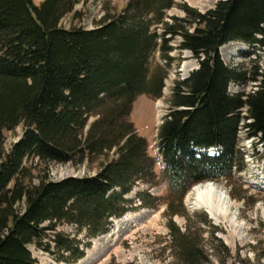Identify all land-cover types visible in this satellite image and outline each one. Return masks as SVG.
I'll use <instances>...</instances> for the list:
<instances>
[{
    "label": "trees",
    "instance_id": "16d2710c",
    "mask_svg": "<svg viewBox=\"0 0 264 264\" xmlns=\"http://www.w3.org/2000/svg\"><path fill=\"white\" fill-rule=\"evenodd\" d=\"M77 5L0 0V264H38L30 246L58 263L79 262L91 244L60 228L86 230L92 239L108 234L135 203L128 196L137 184H153L156 162L131 114L139 97H163L175 51L191 52L199 69L176 81L158 130L163 203L175 255L193 263L204 252L190 242L192 227L182 233L174 222L185 215L176 206L184 210L196 185L245 171L242 131L264 148V72L231 68L220 53L231 42L264 50V0L221 1L205 14L177 0H129L94 30L63 28ZM173 8L185 17H170ZM157 52L165 64L151 63ZM233 83L254 89L231 94ZM21 125L24 136L7 151L6 133ZM101 158L95 175L50 177V164ZM139 197L145 208L162 203Z\"/></svg>",
    "mask_w": 264,
    "mask_h": 264
},
{
    "label": "rangeland",
    "instance_id": "374dc122",
    "mask_svg": "<svg viewBox=\"0 0 264 264\" xmlns=\"http://www.w3.org/2000/svg\"><path fill=\"white\" fill-rule=\"evenodd\" d=\"M44 1L34 0L36 5H41ZM77 1L75 12L62 21L61 25L65 29L77 27L94 30L106 16L121 14L129 2V0ZM221 1L226 0H177V4H187L205 14L215 9ZM168 15L185 17V13L179 8H173ZM180 42L177 39L172 45L177 46ZM258 50L259 48L255 49L242 42H231L225 45L220 53L225 64L231 68L246 70L252 67L254 70L260 68L264 72V50ZM172 56L176 61L169 68L163 97L159 100L147 96L139 97L131 114L138 134L148 142L151 159L156 162V178L153 184H137L128 196V199L135 203L121 220L113 224L108 234L92 239L86 230L78 231L76 227L70 225L60 228V231L72 238L91 244L90 248H84L85 257L75 264H264V148H261V145L256 147L257 141L246 139L245 131L240 134L245 171L230 182L215 181L220 190L223 189V192L228 194L231 206L229 213L235 216V220L220 215L214 218L204 207L196 205L192 193L199 185L193 187L183 202L184 210L176 206V209L185 212V215L176 216L174 222L182 233L186 228L192 227L190 242L199 245L198 249L203 251L204 255L198 254V259L193 263H182L177 253L175 255L168 227L169 218L166 216V205L163 203V199L168 195V187L163 177L162 157L158 153L160 145L158 130L169 114L176 81L189 78L190 74L199 68V63L191 52L175 51ZM151 63L165 64L158 52L153 55ZM250 78L252 75H248L247 79ZM253 86L233 83L230 86V93L250 92L254 89ZM24 133L23 125L13 132H7L6 150L10 151L13 145L22 139ZM111 158H115L114 154ZM104 161L105 159L101 158L81 165L50 164L48 170L54 181L71 177L82 178L97 174ZM140 193H149L162 200V203L157 204L156 210L145 208L139 197ZM211 225L219 231L214 232ZM213 233L218 241L212 236ZM29 249L38 264H66L56 262L52 256L35 246H30Z\"/></svg>",
    "mask_w": 264,
    "mask_h": 264
},
{
    "label": "bare ground",
    "instance_id": "6f19581e",
    "mask_svg": "<svg viewBox=\"0 0 264 264\" xmlns=\"http://www.w3.org/2000/svg\"><path fill=\"white\" fill-rule=\"evenodd\" d=\"M158 106L161 108L160 105ZM159 116L160 118L162 117L161 115ZM223 191V189L220 190V187L215 182H205L204 184L202 183V185L199 184V186L193 189V193H191L194 203L204 207L212 217L216 218L220 215L235 220V216L229 213L231 207L229 202L230 198L228 194ZM118 220H113V223H116Z\"/></svg>",
    "mask_w": 264,
    "mask_h": 264
}]
</instances>
